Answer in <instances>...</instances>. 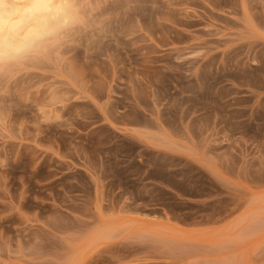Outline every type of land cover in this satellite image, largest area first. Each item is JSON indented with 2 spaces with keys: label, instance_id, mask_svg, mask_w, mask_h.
Segmentation results:
<instances>
[{
  "label": "rangeland",
  "instance_id": "1",
  "mask_svg": "<svg viewBox=\"0 0 264 264\" xmlns=\"http://www.w3.org/2000/svg\"><path fill=\"white\" fill-rule=\"evenodd\" d=\"M0 61V264H264V0H76Z\"/></svg>",
  "mask_w": 264,
  "mask_h": 264
},
{
  "label": "clouds",
  "instance_id": "2",
  "mask_svg": "<svg viewBox=\"0 0 264 264\" xmlns=\"http://www.w3.org/2000/svg\"><path fill=\"white\" fill-rule=\"evenodd\" d=\"M78 13L76 0H0V61L59 43Z\"/></svg>",
  "mask_w": 264,
  "mask_h": 264
}]
</instances>
